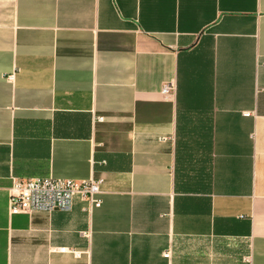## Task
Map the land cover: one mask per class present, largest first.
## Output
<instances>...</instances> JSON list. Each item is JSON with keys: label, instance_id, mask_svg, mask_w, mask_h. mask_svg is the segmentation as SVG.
<instances>
[{"label": "crops", "instance_id": "obj_1", "mask_svg": "<svg viewBox=\"0 0 264 264\" xmlns=\"http://www.w3.org/2000/svg\"><path fill=\"white\" fill-rule=\"evenodd\" d=\"M0 264H264V0H0Z\"/></svg>", "mask_w": 264, "mask_h": 264}, {"label": "built area", "instance_id": "obj_2", "mask_svg": "<svg viewBox=\"0 0 264 264\" xmlns=\"http://www.w3.org/2000/svg\"><path fill=\"white\" fill-rule=\"evenodd\" d=\"M8 79L13 81L14 74L9 75ZM170 89V86H166L163 91L168 93ZM102 184V179L95 178L84 181L52 177L15 179L10 190L9 214L16 215L34 211H70L77 199L86 202L88 210L99 208L102 204L100 198ZM165 256L168 257L169 253H166Z\"/></svg>", "mask_w": 264, "mask_h": 264}]
</instances>
